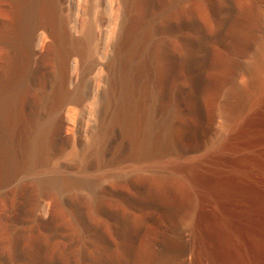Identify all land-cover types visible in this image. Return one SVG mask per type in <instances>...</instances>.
<instances>
[{"label":"rangeland","instance_id":"obj_1","mask_svg":"<svg viewBox=\"0 0 264 264\" xmlns=\"http://www.w3.org/2000/svg\"><path fill=\"white\" fill-rule=\"evenodd\" d=\"M72 1L56 0L58 14L81 38L93 0ZM111 1L90 49L47 57L48 33L35 39L27 95L9 119L0 112V264H264V95L250 112L236 110L245 108L248 126L229 137L225 104L230 76L244 81L255 63V41L239 39L245 18L257 19L264 41V0H157L152 21L171 30L153 37L173 65L168 94L153 104L182 133L146 156L138 134L110 124L107 65L122 19ZM13 5L0 0V30L15 23ZM15 54L0 41V95L17 85ZM49 120L51 137L33 159L31 137Z\"/></svg>","mask_w":264,"mask_h":264},{"label":"bare ground","instance_id":"obj_2","mask_svg":"<svg viewBox=\"0 0 264 264\" xmlns=\"http://www.w3.org/2000/svg\"><path fill=\"white\" fill-rule=\"evenodd\" d=\"M72 2L70 0V4ZM120 2L122 5L120 34L115 45L114 56L107 65L113 95L110 124L117 123L126 132L133 131L138 134L141 143L136 147V151L139 155L146 156L148 152H154L161 147L170 136H178L182 133L179 127H166L162 124L157 116L160 112L154 107L156 102H160L161 97L168 94L167 83L172 80L173 62L167 55V44L160 38L154 39L153 35L155 32L171 30V26L168 22L158 24L152 21L151 17L154 18L157 15L156 10L159 7L157 0H120ZM12 3L14 4L12 12L16 21L14 24L3 26L0 30V41L3 44H11L17 49V54L13 56L12 61L10 59V64L21 65V67L20 71L16 72L17 85L14 88L9 85L7 90L2 88L3 94L0 95L1 118L8 119L12 116L16 104L22 103L27 95V61L32 56L35 39L48 33L51 42L46 46L47 57L68 53L70 50L90 49L88 47L93 41L96 27L101 33L103 32L100 10L111 12L113 7L111 0H93L89 8V20L85 26V33L81 39L74 34V24L71 25L66 20L63 21L62 17L60 18V7L56 0H12ZM257 26L256 18L247 17L239 32V39L245 48L251 46V40H253L258 49L254 57V65L245 67L244 81L236 82L230 76L229 80L232 84L225 104L232 122L228 123L230 132L227 137L233 136L239 128L248 126L245 121V108L241 113L236 110H240L244 104H247L250 112L254 106H257L259 102L257 100L264 95V71L262 73L264 41L254 34ZM21 55L26 61L21 60ZM66 59H63L62 65H68ZM222 68L232 71L233 65H222ZM10 74L14 76L12 72ZM14 81L10 82L15 84ZM152 86L163 88L165 94H158ZM68 95L73 100L78 98L76 93L70 92ZM53 128L51 120L37 123L30 142V153L33 159L40 156L51 137ZM262 144H264L263 138L258 141V145H261L260 150H264ZM188 168L191 174L189 175L195 180L207 182L202 179L198 169L191 166ZM188 171L186 170L187 173ZM139 176L141 177V175L136 177Z\"/></svg>","mask_w":264,"mask_h":264}]
</instances>
